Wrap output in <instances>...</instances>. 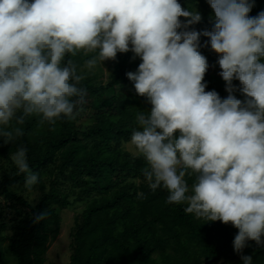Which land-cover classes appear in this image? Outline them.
Segmentation results:
<instances>
[{
  "label": "clouds",
  "instance_id": "1",
  "mask_svg": "<svg viewBox=\"0 0 264 264\" xmlns=\"http://www.w3.org/2000/svg\"><path fill=\"white\" fill-rule=\"evenodd\" d=\"M206 2L211 28L197 31L200 12L179 0H0V140L16 141L30 117L71 118L86 76L131 52L141 62L127 78L151 105L128 142L145 162L142 182L197 220L238 229L234 251L253 264L242 252L250 241L264 249V10L249 15L255 0ZM202 47L217 55L224 98L206 91ZM27 151L10 159L31 191L39 176Z\"/></svg>",
  "mask_w": 264,
  "mask_h": 264
},
{
  "label": "trees",
  "instance_id": "2",
  "mask_svg": "<svg viewBox=\"0 0 264 264\" xmlns=\"http://www.w3.org/2000/svg\"><path fill=\"white\" fill-rule=\"evenodd\" d=\"M179 2L189 10L194 5H207L206 0ZM261 10L264 0H255L249 15ZM207 15L201 14V23L194 26L197 31L210 30ZM206 39L201 37V43ZM201 52L209 63L205 74L208 91L225 97V83L216 73L217 55L209 48L202 47ZM132 56L131 52L117 54L106 85L82 81L80 86L87 93L71 118L41 125L38 118L30 117L20 126L23 135L16 141L5 145L0 140V163L11 161L10 155L23 146L28 150L31 170L44 172L57 165L49 185L41 183L43 196L36 206L9 194L10 183L23 181L16 168L2 180L7 197L29 212L9 237L3 236L5 230L0 227V243L8 239L16 264H47L49 241L61 229L60 212L75 203L85 207L75 218L69 264H219L223 258L232 263L233 256H241L233 248L238 229L220 221L204 223L186 214V205L166 203V190L153 192L142 182L143 158L121 149L137 130V112L151 107L127 78L126 73L135 72L141 62ZM74 59L83 63L79 56ZM237 98L242 99L238 93ZM86 118L91 121L88 126L81 123ZM41 213L46 219L34 223ZM249 245L242 255H251L253 264H264V249L254 253L258 246L255 248L253 241Z\"/></svg>",
  "mask_w": 264,
  "mask_h": 264
},
{
  "label": "rangeland",
  "instance_id": "3",
  "mask_svg": "<svg viewBox=\"0 0 264 264\" xmlns=\"http://www.w3.org/2000/svg\"><path fill=\"white\" fill-rule=\"evenodd\" d=\"M197 10L200 14H208L207 20L208 24H210L209 18L212 14V10L210 6L207 4L203 5H194L191 7V10ZM211 25V24H210ZM108 71H106V70ZM114 69V61H105L104 67L102 65H98L95 70L86 76V79H90L92 83L96 86L106 85L111 77V74ZM220 69L217 67V76L221 80L222 83H225L222 78L218 75ZM85 79V80H86ZM208 91V89H206ZM227 93L225 94V97ZM224 98V97H223ZM90 119L86 118L82 120V124L86 126L90 125ZM121 149L124 152H128L132 155V152L128 148V143H122ZM57 165L52 166L47 171H38L32 170L37 173L39 176V183L33 187L31 191L25 189L23 187V181L12 182L8 186V192L12 196H17L25 199L31 206H36L43 196V190L41 189V183H45L47 186L53 175L57 172ZM15 173V166L12 161H2L0 163V227H4L3 236L6 238L7 236L13 233V228L20 224L22 218H25L29 212L25 211V208L18 202L7 197L4 188L2 186V180L4 176L8 174ZM46 192L48 189H45ZM73 200V198L71 199ZM84 203H75L67 210H63L60 212L62 217L61 229L59 234L56 237H53L49 241V249L46 255L47 264H69L71 258V234L74 230L75 218L81 215L84 211ZM257 245H255V248ZM262 249L258 247L253 251L257 253ZM158 256H155L156 258ZM241 261L240 256H233L232 263L236 261ZM17 261L13 256L10 250V242L7 240L0 243V264H16ZM226 258H223L219 264H232ZM164 264V263H163Z\"/></svg>",
  "mask_w": 264,
  "mask_h": 264
}]
</instances>
